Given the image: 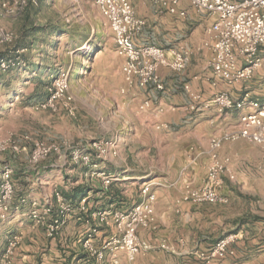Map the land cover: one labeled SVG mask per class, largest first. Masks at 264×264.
Returning <instances> with one entry per match:
<instances>
[{"label": "crops", "instance_id": "0c3cea01", "mask_svg": "<svg viewBox=\"0 0 264 264\" xmlns=\"http://www.w3.org/2000/svg\"><path fill=\"white\" fill-rule=\"evenodd\" d=\"M130 1L134 4L136 16L145 22L142 32L136 38V44L164 50H184L190 55V63L181 73L159 67V77L166 87L163 92L154 88H133L125 91H139L138 101L143 100L139 108L148 112L150 120H145L137 128L136 147L126 151L123 158L120 156L124 144L122 136L118 134L106 139L116 140L119 137L116 142L118 155L110 161H121L123 170H119L117 163H111V168L107 170L115 180L108 192L101 193L98 190L101 189L99 185L90 184L89 192L98 190L96 196L102 194L105 200L96 202L92 200L95 199L93 196L88 202V208L91 211L132 208L142 199L140 192L144 184H150L156 195L154 215L160 229L154 235L157 236L155 239L152 240L150 234L146 238L152 243L165 238L172 244L173 249L149 250L138 255L133 264H203L197 256V251L209 250L215 243H212L214 232L208 225L214 222L226 225L228 219L235 217L238 229L237 241L233 247L234 254L213 264H264V213L258 212L252 201H245L248 196L245 194L254 192L256 178L261 175L260 163L264 161V147L240 140L226 143L219 151L220 156L230 158L231 170L239 184L235 190L243 194L233 204L235 208H231L232 204L217 207L181 200L186 186L198 187L206 178L210 160L209 140L224 132L236 130L240 116L252 113L249 107L240 111L218 113L209 104L213 95L225 92L233 99H239L244 93H248L252 100L264 103V56L261 55L264 47L258 52L261 67L251 80L240 83L224 81L214 76L209 68L210 51L204 45L208 42L206 31L216 21V16L198 13L186 2L178 5L176 14H170L148 0ZM181 13L184 16H181ZM119 60L121 67L123 60ZM120 76L123 82L121 71ZM132 96L128 94L127 97ZM146 102L149 103L148 106H145ZM134 157L137 158V163L144 165L142 168L133 167L132 163L136 161ZM65 160L63 166H58L59 170L51 168L47 171H29L31 180L26 178L27 185L24 191L21 190L22 200L12 206L11 216L7 221L0 220V258L7 248L8 241L16 236L19 238V244L10 256L12 264L92 262L89 249L84 246L87 232L91 228L99 229L102 226L94 221L87 223V214L75 211L52 237L47 236L45 232V225L50 223L49 217L40 224L31 217V212L35 209L34 204L41 212L46 207L56 212L55 192H67L66 186H61L57 177L49 175V172H56L62 180L67 175L76 178L88 175L87 171L70 168L67 157ZM48 167L54 166L50 164ZM98 170L101 171V168ZM44 176L47 177L41 179ZM126 181H132L137 186L120 190L118 187L122 185L121 182ZM166 183L169 185L166 186ZM224 189H227L226 185L220 188L219 192L222 194ZM235 190L232 191V196L233 193L236 194ZM103 229L95 233L88 242L95 250L96 245L113 233L109 234L108 230ZM122 255L118 256L119 264H126V260L124 262V258H121ZM112 262V258L107 255L102 264Z\"/></svg>", "mask_w": 264, "mask_h": 264}, {"label": "rangeland", "instance_id": "374dc122", "mask_svg": "<svg viewBox=\"0 0 264 264\" xmlns=\"http://www.w3.org/2000/svg\"><path fill=\"white\" fill-rule=\"evenodd\" d=\"M130 3L134 8L133 2L130 1ZM3 4L12 9L13 14L5 15L1 11ZM44 5L45 7H43ZM47 26L53 29L25 36L26 30L31 27L45 28ZM17 41H19L18 44H27L28 46L16 50L19 52V61L17 60L19 65L0 72V173L5 166L13 171L11 211L12 206L14 207L18 200H22L20 199L21 190L24 191L27 185L26 178L28 177L31 180L29 177L31 175L30 170L47 171L51 168L59 170L58 166H63L62 164L68 157L70 151L66 149L69 147L71 149L87 148L93 141L106 140L118 134L122 136L124 142L120 155L123 158L126 151L133 150L136 147L137 128L145 120H150L148 112L139 108L143 104V100L138 101V95H140L138 90H130L129 93L121 92L123 82L119 69L120 57L116 53L112 33L98 12L95 0H45L44 4L41 0H0V54L14 48ZM16 51L12 52L10 50L11 58L17 56ZM261 55L264 56V48H262ZM62 72L67 74L68 90L66 99L73 109V113L70 114L62 106L63 101L61 100L55 103V110H36V105L47 99L48 87L52 86L54 79ZM128 94L133 96L127 97ZM25 137L30 138L31 141L56 145L60 148V154H51L39 165L33 166L29 162L32 144L30 142L26 143L23 140ZM10 141L19 144L23 150L18 154L9 151L2 152V148ZM64 146L67 148L65 149ZM67 161L71 164L70 168H79L78 166H80L71 163L68 159ZM112 162L117 163L120 171L123 170V164L118 159L95 162L97 164L96 169L101 168L100 173L103 172L105 175H109L107 169L111 168ZM50 164L54 167H48ZM132 164L134 168L144 166L137 163V160ZM43 167L47 168L43 169ZM79 169L87 171L88 175L83 178L67 175V177H63V180L55 174L56 172H49V175L57 177L61 186H66L67 192H70L79 184L86 185V188H89L90 184L93 186L95 184L99 185L101 189L98 190L101 193L110 190L113 182L107 190H104L101 176L92 175L91 171L85 166ZM260 171L261 175L256 178L254 192L246 193L245 195L248 196H245V201H252L258 208V212L264 213V161L260 163ZM46 177H41V179ZM121 183L122 185L118 187L120 190L137 186L132 181ZM165 185L168 186L169 183ZM224 185L227 189L223 190L222 195L228 199L226 205L231 206L232 204L231 208L233 209L235 208L233 204L243 194L235 190L239 185L236 180L231 182L225 179ZM15 188L17 191H15ZM98 190L87 191V195L83 196L87 203L93 196H95V199H91L96 200V202L105 200V196H102V194L96 196ZM233 190L236 191V194L233 193L232 196ZM55 194L60 195L75 208L83 198L79 197L77 202H71L62 195L64 194L63 191L58 190ZM130 209L110 211L125 212ZM88 213H90V209ZM87 216L89 215L87 214ZM208 226L214 232V238L212 239V243L215 242L214 245L220 239L237 235L236 217L231 220L228 219L226 225L214 222ZM102 228L108 230L109 234L113 233L108 234L106 240H102L98 246L96 245L97 250H102L109 238H121V233L116 225L102 226L97 229V233ZM158 229L160 227L155 218L149 229L137 230V241L146 242L151 247L150 250H172V244L165 238H160L154 243L146 238L150 234L151 239H155L157 236L154 235H156ZM236 241L237 237L233 247ZM162 244H164V248L160 247ZM206 251L208 250L197 251V253ZM145 252L147 251H140L132 261L128 260L125 250H117L114 253L106 251L105 257L108 255L112 258V264H114V261L119 264L118 256L123 254L121 258H124V262L126 260V264H133L136 257Z\"/></svg>", "mask_w": 264, "mask_h": 264}, {"label": "built area", "instance_id": "2783aa9c", "mask_svg": "<svg viewBox=\"0 0 264 264\" xmlns=\"http://www.w3.org/2000/svg\"><path fill=\"white\" fill-rule=\"evenodd\" d=\"M32 1V0H31ZM77 1V0H74ZM153 5L165 9L170 14H176L180 3L186 2L196 12L216 16V21L206 31L208 42L204 45L210 51L209 68L214 76L232 83L247 82L252 79L254 73L261 67V59L258 57L259 49L264 47V0H148ZM98 12L112 33L113 43L117 55L122 58L120 71L122 74L124 93L126 90L139 88L146 90L154 88L159 92L166 87L161 81L158 69L164 67L175 73L186 70L190 63V55L184 50H164L150 45H137L136 38L142 32L145 22L138 18L129 0H95ZM5 15L13 14V10L6 4L1 6ZM184 16L183 13L180 14ZM10 39V38H9ZM18 51L13 58L0 57V70L5 71L15 65H19ZM18 60V61H17ZM52 86L48 87L47 99L36 105V110H55V103L63 101L62 106L72 114L73 109L67 103L68 90L67 74H59ZM195 98V97H194ZM218 113L227 111H240L249 107L252 113L242 114L239 126L236 130L224 132L220 136L209 140L210 160L207 165L206 178L198 187L186 186L181 196L183 202L192 204L226 205L228 199L219 191L223 187L225 179L235 181L236 177L231 170L229 157L220 156L219 151L226 143L240 140L247 141L257 146L264 147V103H258L244 93L241 98L233 99L225 92L213 95L209 102ZM149 103L146 102L145 106ZM32 144L29 162L33 166L39 165L51 154L59 155L60 148L56 145H47L30 138L23 139ZM116 140L93 141L85 149L69 150L67 159L75 164L85 166L102 177V187L107 190L113 176L105 175L97 170L99 161H109L118 155ZM23 148L13 142H7L2 152L9 151L18 154ZM13 171L5 166L0 173V220L5 222L11 213L10 200L13 195ZM264 178V174H263ZM142 199L128 211H90L87 200L82 198L73 206L60 195L55 194L56 212L50 207L41 211L36 204L31 212V217L37 223L49 217L50 223L45 225L46 234L52 237L65 224L66 219L77 211L80 214H88L87 223L96 222L100 226L116 225L121 233L120 239L109 238L102 250H95L88 242L92 240L96 228L87 232V241L84 246L89 249L92 262L90 264H102L105 252L114 253L117 250H125L128 260L132 261L140 251H148L151 247L146 242H138L136 232L138 229H149L155 221L154 203L155 193L150 184H144L141 192ZM23 202V201H22ZM236 236L220 239L206 252L197 253L203 264H213L217 260L232 257L234 254L233 243ZM19 244V238L13 237L8 241L7 248L0 258V264H12L10 256ZM164 248V244L160 246ZM114 264H117L114 261Z\"/></svg>", "mask_w": 264, "mask_h": 264}, {"label": "trees", "instance_id": "16d2710c", "mask_svg": "<svg viewBox=\"0 0 264 264\" xmlns=\"http://www.w3.org/2000/svg\"><path fill=\"white\" fill-rule=\"evenodd\" d=\"M44 1L45 0H41V2H43V4H44ZM43 7H45V5ZM51 29H53V28L52 27H48V26L45 27V28L44 27H41V28L31 27V28L27 29L26 30V34L25 33L24 34H25V36H31V35H34L35 33H38V32H41V31H46V30L48 31V30H51ZM19 41H17L16 44L14 45L15 46L14 48H16V49H14V48L10 49V50H12V52L16 51V50H19V49H22V48H27L28 47L27 44H23V45L22 44H18ZM10 50L7 51V52L1 53L0 57L11 58L12 54H11ZM0 72H2V71L0 70ZM45 96H47V95L45 94ZM78 167L81 168L82 166L80 165ZM111 186H112V184H111ZM88 190L90 191L89 188H86V185L81 184L80 186H78L76 188H73L70 192L64 193V196H65V198H67V200H69L71 202H77V199H79V197H83L84 195H87V191ZM83 198H85V197H83Z\"/></svg>", "mask_w": 264, "mask_h": 264}]
</instances>
